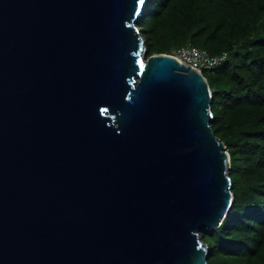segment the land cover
<instances>
[{"label": "water", "instance_id": "95a60500", "mask_svg": "<svg viewBox=\"0 0 264 264\" xmlns=\"http://www.w3.org/2000/svg\"><path fill=\"white\" fill-rule=\"evenodd\" d=\"M145 1L0 0V264H207L230 157Z\"/></svg>", "mask_w": 264, "mask_h": 264}, {"label": "trees", "instance_id": "16d2710c", "mask_svg": "<svg viewBox=\"0 0 264 264\" xmlns=\"http://www.w3.org/2000/svg\"><path fill=\"white\" fill-rule=\"evenodd\" d=\"M135 23L145 58L189 45L228 54L203 75L233 202L218 228L199 235L207 264H264V0H146Z\"/></svg>", "mask_w": 264, "mask_h": 264}, {"label": "built area", "instance_id": "2783aa9c", "mask_svg": "<svg viewBox=\"0 0 264 264\" xmlns=\"http://www.w3.org/2000/svg\"><path fill=\"white\" fill-rule=\"evenodd\" d=\"M169 55L177 59L180 63L187 67L201 73L203 75L204 70L214 69L219 66L228 56L226 52L221 55H211L209 52L203 49L196 48L194 46L180 47Z\"/></svg>", "mask_w": 264, "mask_h": 264}, {"label": "clouds", "instance_id": "9594fccd", "mask_svg": "<svg viewBox=\"0 0 264 264\" xmlns=\"http://www.w3.org/2000/svg\"><path fill=\"white\" fill-rule=\"evenodd\" d=\"M204 76V75H203ZM211 93V92H210ZM211 95V94H210ZM225 149V148H224ZM226 151V150H225ZM227 152V151H226ZM229 157H230V155H229ZM229 162H230V160H229ZM229 169V168H228ZM232 192V191H231Z\"/></svg>", "mask_w": 264, "mask_h": 264}]
</instances>
